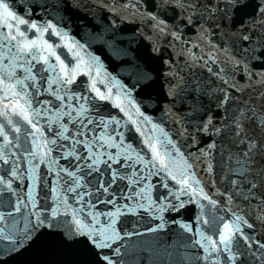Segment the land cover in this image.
I'll return each mask as SVG.
<instances>
[{
  "label": "snow or ice",
  "instance_id": "snow-or-ice-1",
  "mask_svg": "<svg viewBox=\"0 0 264 264\" xmlns=\"http://www.w3.org/2000/svg\"><path fill=\"white\" fill-rule=\"evenodd\" d=\"M95 2L150 42L131 87L63 17L0 0V264L47 230L81 264H264V0Z\"/></svg>",
  "mask_w": 264,
  "mask_h": 264
},
{
  "label": "water",
  "instance_id": "water-1",
  "mask_svg": "<svg viewBox=\"0 0 264 264\" xmlns=\"http://www.w3.org/2000/svg\"><path fill=\"white\" fill-rule=\"evenodd\" d=\"M38 12V10H37ZM52 17L59 16L60 14L57 12H52ZM107 25V23H105ZM86 79V78H85ZM146 84L148 82H145ZM139 91L140 95L144 97L149 103H153L156 100V94L154 93V88H151L148 91H151V99L145 95L146 91L143 86L140 84ZM208 102L207 98L206 101ZM204 102V103H205ZM238 149V148H235ZM239 151V149H238ZM172 217L177 218L175 214H172ZM188 218V214H185V219ZM131 220H135L136 217H130ZM50 235H45L41 237L40 241L34 244L32 247L28 249L27 252H24L20 256H16L11 260H8V264H81L84 257L82 255V251L79 246L73 245L71 241L67 240V237L63 235L62 230H47ZM249 231L246 229V232ZM257 231H259V226H257ZM59 233V234H56ZM257 239H261L264 242V238L261 236H257ZM135 239V237L133 238ZM176 238L172 240L166 239L165 244L172 245ZM66 241V242H65ZM256 247L255 245H253ZM169 251H173V249H169ZM192 249H185L182 246H177L175 250V256L182 255L184 257L186 254L192 253ZM143 256H147V253H142ZM180 258V260L182 259ZM0 259H7L6 257H0ZM251 257H243L239 256L238 260H245L246 264H255ZM187 264V261H185ZM142 264H147V260L142 261Z\"/></svg>",
  "mask_w": 264,
  "mask_h": 264
}]
</instances>
